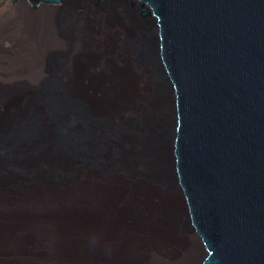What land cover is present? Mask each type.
Returning <instances> with one entry per match:
<instances>
[{"label": "water", "instance_id": "obj_1", "mask_svg": "<svg viewBox=\"0 0 264 264\" xmlns=\"http://www.w3.org/2000/svg\"><path fill=\"white\" fill-rule=\"evenodd\" d=\"M94 2L138 24L123 51L155 71L146 80L201 264H264V0Z\"/></svg>", "mask_w": 264, "mask_h": 264}, {"label": "bare ground", "instance_id": "obj_2", "mask_svg": "<svg viewBox=\"0 0 264 264\" xmlns=\"http://www.w3.org/2000/svg\"><path fill=\"white\" fill-rule=\"evenodd\" d=\"M68 1L65 2L69 8ZM87 1L89 4L86 1L78 3L79 12L77 9L72 12L75 7L71 6V13L76 14L78 18L75 16L74 21L69 24L68 42L75 44L76 55L73 59L76 62L74 60L73 62L77 68L78 57H82L88 51V54L95 52L99 44V33L91 19L93 16L91 10L104 14L103 11L107 9L94 8L91 4L90 10L88 5L91 1ZM47 10L48 15L57 11ZM115 21L118 23L116 18ZM130 22L129 32L132 30L134 35L138 24ZM43 29L44 34L48 35L46 39L54 46L62 48L68 43L58 32L54 17L47 19ZM9 36L13 37V47L10 54L9 50L0 51V67L11 65L9 55L11 53L18 55L22 45L35 46V48L31 46L33 52L30 54L34 67L32 81L40 91L45 90L49 99L57 102L56 110L59 116H64L73 123L70 132L75 137L61 136L57 139V144L73 153H82L92 163L96 156L101 165L90 167L79 162L76 166L63 165V169L59 171L53 161H48V169L59 175L65 174L69 183L61 185L49 181H34L32 186H27L7 181L0 184V236L5 237L9 232L15 237H21L22 242H28L38 231L42 239L45 238L52 243L50 258L54 259L55 264H85L92 258L99 259L103 264H194L201 249L189 222V208L181 195L179 185L167 169L162 120H159L160 135L158 134L157 138L156 132L141 138L130 132L123 135L122 139H119L121 144L135 143L138 144V148L131 150L130 146L126 147L128 149L124 148L115 156L108 148L110 136H101L96 127L90 129L88 135L84 134L85 126L82 124L88 123L84 115L91 118L103 115L109 122L111 121L112 126L117 125L114 119H118L115 118L117 113L125 108L127 103L125 98L128 95L123 94L126 79L120 78L115 72L114 63L106 56H101L98 64L94 58L93 61H89L92 68L97 67L100 70L104 79L100 83L105 89L108 86L119 89V93L113 95L119 97H114L115 99H121L117 103L119 109L114 108L113 114L111 111L110 114H105L81 87L79 71L73 78L67 75V67H74L73 62L70 64L63 62L60 78L55 84L44 87L46 71L40 61L43 46H39L40 38H36L25 23L16 20L10 24L0 25L1 40L9 39ZM128 57L131 58L130 55ZM142 70L144 74H148L153 68L146 65ZM137 72L140 74L141 71ZM7 76L6 73H0V111L8 108L9 98L22 89L16 83L23 78ZM58 85L64 89L67 98ZM94 91L88 93L92 95ZM128 104L130 109L134 108L132 102ZM19 105L17 102L14 103V108L18 112V118H15L17 121L23 117ZM29 105L45 126L42 132L41 130L38 132L40 137L46 141L53 140L55 131L46 101L33 100ZM144 113L142 111L136 118L142 121ZM23 134L24 136H18V139L13 140L26 148L36 132L25 130ZM160 136H162L161 142H158L160 148L157 155H152L149 148L151 141L160 139ZM85 147L94 150L82 152ZM16 160L30 165L25 156ZM157 163H160L158 167ZM161 177L164 180H161ZM165 178L170 184H165ZM41 219H47L42 226ZM17 227L23 229L19 230Z\"/></svg>", "mask_w": 264, "mask_h": 264}, {"label": "rangeland", "instance_id": "obj_3", "mask_svg": "<svg viewBox=\"0 0 264 264\" xmlns=\"http://www.w3.org/2000/svg\"><path fill=\"white\" fill-rule=\"evenodd\" d=\"M81 1H86L89 4L87 0ZM90 1L91 3L88 5L89 8L91 4L94 8H106L95 5L94 0ZM68 2L69 8L67 7L68 3L64 2L63 9L57 10L52 16L51 14L48 15L49 12L47 9L34 10L32 0L23 1L19 7H17L11 0H0V25L10 24V22L16 20L19 22L22 21L32 30L36 38H40L38 39V42L40 43L39 46H43L41 52L42 60L40 59V61L44 65L46 71L43 79L45 81L44 87L55 84L56 80L60 78V70L62 69L63 62H68L69 64L73 62V60L76 62V60L73 59L75 57L74 55H76L75 44H70V42H68V27L69 24L74 21L75 17V15L71 13V6L73 5L75 7L72 12H75L76 9L79 12L78 3L80 1L75 5L71 4L73 3V0H69ZM91 12L93 14L91 19L99 33V44L97 45L95 52L93 51L88 54V51L82 56L83 58L78 57L79 61L77 62L79 63V68L75 67L74 62V67H67V75H70L69 77L73 78L74 74L79 71L81 87L85 90V93L87 92V94L92 97V102L102 109V111H105V114H110V111L113 114L114 108L119 109L117 103L121 99L117 100L115 98L119 97H117V95L113 96L116 93H119V89L110 86L105 89V86L100 83L104 80L99 72L100 70L97 67L92 68L89 65L91 62L90 60L93 61L94 58L97 60L98 64L101 56H106V58L114 63V67L116 68H114V70L120 75V78L126 79L125 86L123 87V94L126 93L125 95H128L125 98L127 103L125 108L118 112L117 117H115L119 120L114 119L117 125L112 126L111 121L109 122L103 115H98L94 118L84 115L88 120V123H82L85 126L84 134L88 135L90 129L96 127L99 129L98 133L101 136H110L111 141L108 144V148L115 156H118L126 147L129 148L130 146L131 150L138 148V144L136 145L135 143H133V145H126L122 142L121 144L119 141L122 139L123 135L125 136L129 132L140 136V138L144 135L149 133L153 134L155 132L156 138L158 134L160 135V131H158L159 117L154 86L145 79V77H152L155 74L154 69L148 74H144L143 70H141L139 74L133 68L134 56L132 53L129 51H123V44H129L133 35L132 30L129 32V25H131L130 21H126L125 23L118 21L117 23L115 21L116 16L114 12L108 7L106 11H103L104 14L102 12L94 13L92 10ZM101 13L104 15L103 22ZM49 17H51V19L54 17L58 32L61 33V35L64 36V39L68 42L67 44L65 43L66 46H63L62 48L56 47L52 42H49L48 39H46L48 35L46 36V34H44L43 28ZM16 36L17 35L15 34L14 38H16ZM12 41V36H9V39L4 38L1 40L0 38V51L5 49L2 52H8L9 50L10 54V49L13 47ZM31 46L35 48L33 45H29V47H27V44L26 46L22 45L18 55L12 53L9 55V63L11 65L0 67V73L8 74L7 77L14 75L16 78H23L22 81L16 83V85L21 86L22 89L13 96L15 99L13 97L9 98L8 108L0 111V184L6 183L7 181H13L14 184L19 183L32 186L35 183L34 181H49L62 185L67 182L69 183L68 178H66L63 173L59 175L57 172L50 171L47 166L48 161H53L55 167L57 166L59 171L63 169V165L76 166L79 162L86 166L99 167L101 161L96 159L95 156L94 163H92L91 160L85 157L82 153H73L57 144V139L61 136H64L65 138L75 137V135L70 132V127L73 123L64 116H59L56 110L57 102L49 99L45 90L40 91L38 87L36 88L35 82L32 81L33 77L31 74L34 67L31 63L33 61L30 56L33 52ZM36 46L38 47V44H36ZM129 55L130 57L132 55V57L129 58ZM58 87L62 88L59 85ZM62 90L64 93L63 88ZM88 91H94V94L91 95ZM33 100L46 101L48 104V114L53 122V128L55 131V138L51 141L42 139L40 134H38L40 130L41 132L43 131L45 126L39 120L38 114L29 105ZM13 102L20 104L19 106L23 111V117L19 121L15 119L18 118V112L14 108ZM128 102H132L134 108L130 109ZM81 106L84 108L83 105ZM142 111L145 112V115L142 116L143 120L140 121L136 117ZM25 130L34 131L36 134L33 137L29 136L31 137L29 140V146L23 148L13 139H18V136H24L23 131ZM161 140L162 136H160V139L151 141L149 148L152 151V155H157L156 153L160 148L158 142H161ZM90 149L85 147L82 152L88 153ZM22 156H25L28 159L30 165L16 160ZM157 164L158 167L160 163ZM167 169H169L170 172L172 168L167 167ZM161 180L164 179L161 177ZM165 184H170L166 178ZM45 222H47V219H41V226ZM17 229L22 230L23 228L17 227ZM39 235V232L36 231L34 237L30 238L28 242H22L21 237H15L9 232L5 237L3 235L0 236V264H55L54 259L52 257L50 258L52 255V243L45 238L42 239ZM199 246L201 250L198 252L197 260L194 264H200L206 255L204 247L200 242ZM85 264H103V262L99 259L94 260L92 258Z\"/></svg>", "mask_w": 264, "mask_h": 264}]
</instances>
